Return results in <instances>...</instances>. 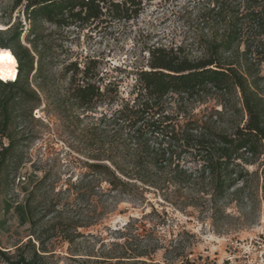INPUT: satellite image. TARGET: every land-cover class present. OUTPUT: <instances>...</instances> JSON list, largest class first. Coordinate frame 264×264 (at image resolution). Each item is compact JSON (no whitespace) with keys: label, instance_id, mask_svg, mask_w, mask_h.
<instances>
[{"label":"rangeland","instance_id":"374dc122","mask_svg":"<svg viewBox=\"0 0 264 264\" xmlns=\"http://www.w3.org/2000/svg\"><path fill=\"white\" fill-rule=\"evenodd\" d=\"M205 1L142 0L139 14L129 21L54 29L57 46L44 59L49 64L95 60L101 81L117 82L119 96L127 98L149 48L182 44L195 50L201 25L196 14ZM17 15L13 0H0V29ZM259 76L264 93V62ZM66 86L65 79H55L46 98L31 114L25 106L10 129L14 146L8 178L0 184V250L15 256L6 261L0 255V264H13L16 256L34 258L35 252L38 264H248L254 259L256 251L246 252L245 245L264 231V156L245 165L249 176L237 195L215 201L192 185L162 190L145 185L140 199L101 194L88 164L94 154L108 152L113 141L92 128L113 106L87 112L69 107ZM219 109L213 99L186 103L196 118L213 117L215 127L226 119L214 117ZM192 156H181V165L193 168ZM16 207L25 213L20 216Z\"/></svg>","mask_w":264,"mask_h":264},{"label":"trees","instance_id":"16d2710c","mask_svg":"<svg viewBox=\"0 0 264 264\" xmlns=\"http://www.w3.org/2000/svg\"><path fill=\"white\" fill-rule=\"evenodd\" d=\"M13 4L17 18L0 29V50L10 56L8 67L0 70V143L7 140L0 145V184L8 178L14 146L10 129L22 109L26 106L31 114L46 98L47 87L55 79H65L69 107L87 112L102 104L113 106L92 128L100 138L108 135L113 141L108 152L94 154V162L88 164L101 194L140 199L148 189L145 185L156 190L192 185L215 201L240 192L249 176L245 165L264 156V93L259 90L264 0H206L196 14L201 25L195 50L182 44L149 48L146 66L135 70L127 98L119 96L117 82L101 81L95 60L49 64L44 54L57 46L54 29L129 21L139 14L142 0H13ZM202 99L220 105L214 117L226 118L221 126L210 123L213 117L196 118L187 112L186 103ZM185 154L193 155V168L181 165ZM260 174L264 190V168ZM102 183L107 184L105 189ZM16 210L20 216L25 213L24 208ZM0 255L6 261L15 256L3 250ZM38 257L36 252L34 258L16 256L13 264H38Z\"/></svg>","mask_w":264,"mask_h":264},{"label":"built area","instance_id":"2783aa9c","mask_svg":"<svg viewBox=\"0 0 264 264\" xmlns=\"http://www.w3.org/2000/svg\"><path fill=\"white\" fill-rule=\"evenodd\" d=\"M249 249H254L256 251V256L254 259H249L248 264H264V231L256 233L252 239L247 242L245 245L246 252H248Z\"/></svg>","mask_w":264,"mask_h":264},{"label":"bare ground","instance_id":"6f19581e","mask_svg":"<svg viewBox=\"0 0 264 264\" xmlns=\"http://www.w3.org/2000/svg\"><path fill=\"white\" fill-rule=\"evenodd\" d=\"M9 59V53H7L5 50H0V70H3L9 64Z\"/></svg>","mask_w":264,"mask_h":264}]
</instances>
